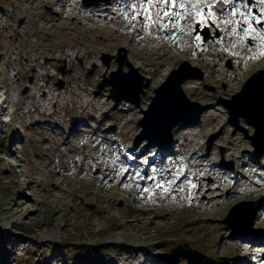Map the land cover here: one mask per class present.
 <instances>
[{
    "label": "rangeland",
    "instance_id": "1",
    "mask_svg": "<svg viewBox=\"0 0 264 264\" xmlns=\"http://www.w3.org/2000/svg\"><path fill=\"white\" fill-rule=\"evenodd\" d=\"M33 1L0 0V104L8 107L2 113L0 105V185L13 183L10 192L0 188V227L16 241L5 263L188 264L175 252L188 245L206 256L201 264H264V154L252 160L246 134L255 128L238 118L231 133L222 103L241 89L239 79L264 71V53L243 41L245 30L228 13L235 4ZM247 1L264 20V0ZM211 15L209 39L204 44L199 35L193 46L197 25L208 26ZM152 30L158 49L146 40ZM215 39L237 71L224 69L211 50ZM184 62L202 79L190 71L193 79L181 90L204 109L199 120L174 130L163 158L166 149L154 142L146 149L139 121L155 90ZM136 76L150 83L138 107L125 98L136 101ZM108 81L122 88L117 101L108 100L112 87L98 88ZM221 153L233 171L219 167ZM248 202L260 206L253 228L248 219L236 221L244 229L229 239L227 214ZM251 230L259 233L248 240Z\"/></svg>",
    "mask_w": 264,
    "mask_h": 264
},
{
    "label": "water",
    "instance_id": "2",
    "mask_svg": "<svg viewBox=\"0 0 264 264\" xmlns=\"http://www.w3.org/2000/svg\"><path fill=\"white\" fill-rule=\"evenodd\" d=\"M86 1L87 0H84V2ZM208 37L209 35L204 33V40ZM122 65L123 64L121 63L120 66ZM62 71H64V69H62ZM187 71L189 72L185 75ZM190 71H197V78L200 80L202 79V74L197 68H191L189 62H184L180 65L179 69L174 70L168 79L155 90V96L151 97V104L149 105L148 110L144 112L143 119L139 121V126L141 127L140 137H144L148 142L147 148H149L153 142L162 149L171 148L174 130L181 127L182 124L189 125L193 121L200 119V113L204 107L200 108L197 105H194L193 102H190L187 99L185 93L181 90L182 83L189 79H193ZM130 77L133 76L130 75ZM138 78L140 80L138 89H134V86L130 88L133 90H131V96L136 98V101L134 102L130 96L125 97L130 103L136 104V106L139 105V95L143 93L144 89H148L150 85L149 82L144 84L145 80L140 77ZM105 86L112 87L108 99L111 100V98H113L117 101L118 96L120 97L121 86L115 81H108L104 85H100L98 88L102 90ZM119 101L121 102L122 100ZM119 101L116 104H119ZM225 105L230 113L231 121H234L235 123V131L239 129V126L235 121V119L238 120V118H243L255 128L254 135L248 139L255 148L254 155L260 157L264 154V148L260 145V143L264 141V71L254 74L232 100L225 101ZM195 108H198V110H195ZM158 133H165L166 139H159L158 137L160 134ZM262 202L264 203V201ZM236 208L231 210L224 222L228 223L233 229V232L236 233H239L237 231H239L240 228L241 230L244 229V227H237L236 229V226L234 225L236 221L240 222V220L243 219L247 221L248 219L247 224L250 229L253 228L260 206L253 207L252 202H248L241 203L238 207L239 209ZM246 210L247 214L245 215ZM242 213L243 216H241ZM250 232L252 235L257 234V231L255 230H251ZM184 247L188 248V250L185 251ZM175 250V252L183 254L180 256L187 259L188 264H201L206 259V256L189 250L188 245L179 246ZM164 257H166V255H164Z\"/></svg>",
    "mask_w": 264,
    "mask_h": 264
},
{
    "label": "flooded vegetation",
    "instance_id": "3",
    "mask_svg": "<svg viewBox=\"0 0 264 264\" xmlns=\"http://www.w3.org/2000/svg\"><path fill=\"white\" fill-rule=\"evenodd\" d=\"M229 2L231 3V2H233V0H229ZM228 4L229 3H224V2H222V0H219V1H217V3L214 4V9H217L218 7H220L222 5L224 6V5H228ZM234 4H235L236 10L235 11H228V13H230V14L234 13V15L236 16L235 18L241 24V29L245 30L243 41L251 43V44H255V46L259 48L262 40L264 39L262 36V33H261V27L264 26V20L263 19L259 20V21L257 20L258 16L256 15L254 8H251V4L249 1H247V0H235ZM206 20L209 23L208 25H212L211 18H207ZM239 23H237L238 26H239ZM205 27L208 28V26H204V28ZM225 28H227V31H229V32L232 31V27L229 25H227V27L225 26ZM200 31H201V29H200ZM198 34H200V33H196V36H198ZM215 42H216L215 43L216 47L214 49H211L209 46V48L211 50H215V52H216L215 55L217 57L222 56V58L220 60L223 61L224 69L227 70L228 72H232V73L237 71L238 69L231 64V62L233 61V56L229 55L224 49H222L219 46V44H221V43H219L218 40L215 39ZM242 73L247 74V73H249V71H247L246 68H243ZM246 79H248V78H246Z\"/></svg>",
    "mask_w": 264,
    "mask_h": 264
},
{
    "label": "trees",
    "instance_id": "4",
    "mask_svg": "<svg viewBox=\"0 0 264 264\" xmlns=\"http://www.w3.org/2000/svg\"><path fill=\"white\" fill-rule=\"evenodd\" d=\"M0 147H1V144H0ZM3 180L4 179L2 177V183H3ZM12 184L13 183L11 179L7 178V183L1 184L0 188L2 187L7 192H10L11 190L10 185ZM25 229L27 228L25 227ZM15 244H16V241L14 239L13 233L11 231H6L0 227V264H6L5 261L7 260L8 257H11L10 255L12 254L11 250L15 247Z\"/></svg>",
    "mask_w": 264,
    "mask_h": 264
},
{
    "label": "bare ground",
    "instance_id": "5",
    "mask_svg": "<svg viewBox=\"0 0 264 264\" xmlns=\"http://www.w3.org/2000/svg\"><path fill=\"white\" fill-rule=\"evenodd\" d=\"M39 1V0H38ZM159 1H161L160 2V6H167V5H169V3H164L163 2V0H159ZM33 3H34V5H36V3L37 2H35V0L33 1ZM152 32V36H151V38H146V40H150L152 43H153V47H155V48H160V47H158V38H157V36H156V31L155 30H152L151 31ZM49 38H52V36L51 35H49L48 36ZM88 105H90L91 104V102H88L87 103ZM2 107H1V111H2V113H5V110H7L8 109V107H4V105H5V101L4 102H1V104H0ZM88 109V106H85V110H84V112L86 111ZM191 137L192 138H194L195 136L194 135H191ZM198 143V144H197ZM196 144L197 145H199V141L197 142V140H195L194 141V146H196ZM193 146V147H194ZM199 173H201V171L199 170L198 171ZM253 238H255V236L254 235H252V237L250 238V239H248V240H252ZM244 239L246 240V238L244 237ZM255 246H259V244H254ZM260 247V246H259ZM262 247V246H261ZM135 259V258H134Z\"/></svg>",
    "mask_w": 264,
    "mask_h": 264
},
{
    "label": "snow or ice",
    "instance_id": "6",
    "mask_svg": "<svg viewBox=\"0 0 264 264\" xmlns=\"http://www.w3.org/2000/svg\"><path fill=\"white\" fill-rule=\"evenodd\" d=\"M148 2L151 3V0H148ZM163 2L166 4L170 3V2L174 3V0H163ZM222 2L227 3V0H222ZM234 2H235V0H233V3ZM181 7H183V5H181ZM165 15L171 16L173 14L166 12ZM176 15H179V13H176ZM149 19H151V17H149ZM197 39H199V37H197ZM169 183H172V181H169ZM157 187H163V184H158ZM145 191H148V189H145Z\"/></svg>",
    "mask_w": 264,
    "mask_h": 264
}]
</instances>
